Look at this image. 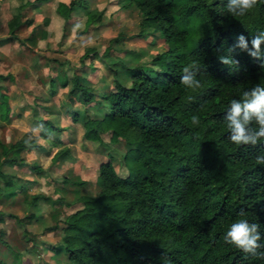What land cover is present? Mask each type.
<instances>
[{
    "label": "trees",
    "instance_id": "trees-1",
    "mask_svg": "<svg viewBox=\"0 0 264 264\" xmlns=\"http://www.w3.org/2000/svg\"><path fill=\"white\" fill-rule=\"evenodd\" d=\"M44 1L20 0L14 6L7 21L8 38L21 43L35 34L33 27L23 38L18 31L33 22L25 11ZM110 2L113 11L106 13L108 3L97 9L88 8L87 0H58L55 11L63 19V32L79 20L78 7L85 16L81 30L86 31L110 17L115 4L132 6L140 16L139 30L132 36L155 40L162 48L143 62L137 50L116 46L121 31L101 50L86 47L82 64L89 53L107 63L113 57L112 49L125 55L114 56L120 69L112 72L108 88L100 93L88 75L62 73L58 68L62 62L56 69L48 68L43 82L48 83L49 93L55 92L57 84L68 86L64 114L80 122L83 139L96 142L106 158L97 165L96 193L76 195L69 202L76 203L72 210L48 226L60 233L59 240L40 249L60 256L62 264H264V259L245 254L224 240L243 209L250 223L260 225V243L264 244V165L256 163V156L264 155V140L255 146L236 145L229 140L224 121L230 101L240 99L242 90L264 86V69L259 67L264 57L249 55L253 35L264 31V0L243 17L228 13L227 0ZM42 22L46 24L48 18ZM242 34L248 40V51L234 47ZM40 39L45 48L53 40L46 29L34 40L39 49ZM220 56H230L239 64L224 65ZM91 61L86 63L93 69ZM193 63L199 67L201 81L195 90L180 83L183 68ZM43 109L49 111L46 106ZM11 113L8 95L0 87V120H8ZM193 115L199 117V125L192 124ZM35 116L38 135L50 147L62 143L60 137L47 135L62 132L66 125L56 124V117ZM7 142L0 140V199L15 200L29 179L21 180L6 168L28 166L40 172L34 162L17 163L18 154L44 145L31 130ZM119 144L125 147L121 156L125 175L116 171L111 159ZM70 156V148L62 144L51 161ZM65 176L62 182H71L77 189L85 183ZM47 198L40 192L29 199L24 195L29 209L26 216L37 219L34 210ZM6 215L14 217L23 230L17 215L0 208V222ZM1 234L0 264H23Z\"/></svg>",
    "mask_w": 264,
    "mask_h": 264
},
{
    "label": "rangeland",
    "instance_id": "rangeland-1",
    "mask_svg": "<svg viewBox=\"0 0 264 264\" xmlns=\"http://www.w3.org/2000/svg\"><path fill=\"white\" fill-rule=\"evenodd\" d=\"M55 1L52 0L45 3L44 7H47L49 12L45 9L42 10L43 13H49L51 16L47 28L52 32L53 40L49 43L47 49H36L35 52L29 49L30 57H27V59L23 58L24 61L22 63V60L18 58L19 55L14 44L10 43L0 46V53L5 57L0 60V73L5 74L9 71L15 74L10 77L6 76L0 82L4 85V90L10 95V107L19 113L17 116L14 115L10 122L0 124V140L7 142L9 141L8 138L17 139L26 131L31 130L32 134L40 139V142L46 147L21 150L18 154L17 163L26 162L30 165L34 162L42 169L40 172L31 171L28 166H25V168L23 166L6 168V170L19 175L21 180L29 179V182H26L27 187L15 197V200L0 199V208H3L6 213L17 215L23 222V230L22 227H18L12 216L6 215L4 220L0 222L1 238L11 245V249L15 250L16 256L23 264H32V262L62 264L60 256L55 255L53 252L44 254L43 250L40 249L41 246H47L60 238V233L56 230L48 229V226L56 223L60 215H65L72 210L76 203L69 204V202L72 199L75 201L76 195L80 193H96L95 177L97 165L106 158L105 150H102L96 142L83 139V128L80 122L71 120L70 117L62 113L63 110H60V106L58 107L61 101L67 99L66 91L68 86L63 87L57 84L54 96L43 100L45 90L42 82L46 77L48 68L56 69L58 63L62 62L58 67L61 68L62 73L71 75L77 72L88 75L91 83L100 93L108 88L113 78L112 72L120 69V64L114 57L118 54L115 49H112L111 54L113 57L107 63L102 62L98 58H92V54L89 53L84 58V64H82L80 57L86 47L93 46L97 50H101L109 43L111 37L121 31L122 39L116 46L120 49L122 47L137 50L141 53L143 62L149 60L155 51L162 48V45L156 43L155 40L154 42L153 40L146 41L138 36H132L139 30L140 20L138 11L132 6L119 7L110 17L103 18L102 24H94L93 27L86 31L81 30L84 12L82 9H78L76 11L80 17L78 22L69 29L68 33L62 35L61 20L52 9ZM110 1L113 0H89V4L102 8L108 3L110 4L106 12L108 13L113 11L114 7L112 6L114 3L112 2V4ZM8 5L9 0H0V35H3L5 31L4 22L10 13ZM29 13L27 15H30ZM39 28L41 29V27ZM39 28L36 30L34 38L39 32ZM25 29H22L20 33H27L29 27ZM32 45L34 46V44ZM40 45L42 47L45 46L42 41ZM118 56L125 58L123 54ZM90 60H92L93 69H90L86 63ZM41 73L43 75L45 73V77ZM51 101L59 109L57 123L66 125V128L62 132L52 134V137L58 135L62 139V143L50 147L46 141L39 137L38 130L33 127L31 121L32 109L34 108L32 103H35L38 113L42 114L43 110L39 108V105L50 104ZM76 107L82 108L79 103H76ZM62 144L70 148V158L52 162L51 155ZM124 149L125 147L119 144L115 150H112L111 157L116 171L121 175L126 174V166L121 160ZM64 175H66L65 177L68 180L76 179L78 181L81 179L85 183L77 189V186L71 182H66L65 184L62 182L61 178ZM38 192L44 193L48 198L40 203V208L34 210L38 218L32 219V217L26 216L29 213V209L27 202L23 201V197L25 195L29 199L31 194ZM59 196H61V200L57 199ZM31 245H34L32 251L27 252L28 247H31ZM11 254L12 252L7 255V259L12 257ZM1 255L2 253H0Z\"/></svg>",
    "mask_w": 264,
    "mask_h": 264
},
{
    "label": "clouds",
    "instance_id": "clouds-1",
    "mask_svg": "<svg viewBox=\"0 0 264 264\" xmlns=\"http://www.w3.org/2000/svg\"><path fill=\"white\" fill-rule=\"evenodd\" d=\"M258 3L259 0H227L226 8L232 16L243 17ZM253 37L251 40L253 50L249 51V55L260 59L264 57V51L261 50V45L264 44V31H259ZM234 47L244 51L249 50L245 35L242 34L237 38ZM232 50L229 49V51ZM219 60L224 65L236 66L239 64L230 56H220ZM259 67L264 69V62ZM198 70L199 67L195 63L184 67L180 83L189 89L200 88L201 81L197 78ZM226 113L224 121L229 132L228 138L232 143L255 146L264 140V86L256 84L249 90H242L240 99L233 98L230 101ZM191 122L194 125H199L200 119L198 116L193 115ZM256 163L264 165V155H257ZM239 216L240 218L228 227L224 236L225 242L234 245L245 254L264 259V251L260 250L264 249V244L260 243L262 239L260 225L250 223L245 218L246 213L243 209H241Z\"/></svg>",
    "mask_w": 264,
    "mask_h": 264
},
{
    "label": "crops",
    "instance_id": "crops-1",
    "mask_svg": "<svg viewBox=\"0 0 264 264\" xmlns=\"http://www.w3.org/2000/svg\"><path fill=\"white\" fill-rule=\"evenodd\" d=\"M13 1H14V3H13ZM52 0H46V1H44V2H42L40 5H38V6H33L32 8H29L28 10H26V11H28L27 12V14L29 13L30 15H27L26 14V11H25V14H26V16H29V17H31L32 18V20H33V22H32V24H30L29 26H26V27H21L20 29H19V31H18V35L20 36V37H26L29 33H30V31H31V29H32V27L34 28V30H37L39 27H41V29H46L47 31H49V33H50V39H53V34H52V32L47 28V25L50 23V20H51V16H50V14L49 13H43V11L42 10H48V12H49V9L47 8V7H44V5H45V3H48V2H51ZM20 2V0H9V9H10V13H9V15H8V17L5 19V22H4V29H5V31H4V33H3V35H0V46H2V45H5V44H10V43H12V44H14L15 46H16V50H17V54L19 55L18 56V58H19V60H22L21 62L23 63V61H24V59H27V57L29 58L30 56H29V49H31L33 52H35V50L36 49H38V50H43L45 47H46V45L44 46V47H42L41 45H40V42L42 41V43H44L45 44V41L44 40H42V39H40L39 41H38V45L40 46V49L39 48H37V46H36V44L34 43V40H36L38 37H39V32H40V28H39V32H38V34H37V36L34 38L33 36H34V33L32 34V36H31V38H29L28 40H23V42H18V40H16V39H10V38H8V27H7V21H8V19L11 17V14L14 12V6H16L18 3ZM57 2H58V0H56L55 1V3L53 4V7H52V9H53V11H54V13H55V15L57 16V17H59L60 18V20H61V24H62V32H63V19L57 14V12L55 11V7H56V4H57ZM87 6H88V8H97V9H101L100 7H97V5H90L89 4V0H87ZM115 6H116V9H119V7H122V6H118L117 4H115ZM77 10L78 9H81V8H76ZM76 10V11H77ZM75 11V12H76ZM76 14H77V12H76ZM78 15V14H77ZM79 16V15H78ZM43 17H47L48 18V22L46 23V24H44L43 22H42V19H43ZM35 19V20H34ZM84 19H85V16H84ZM84 19H83V21H84ZM78 22V21H77ZM76 22V23H77ZM75 23V24H76ZM74 26V24L73 25H71L68 29H67V32L66 33H68V31H69V29L71 28V27H73ZM82 26H83V23H82ZM29 27V30L27 31V33H20V31L22 30V29H25V28H28ZM26 30V29H25ZM66 33H64L63 32V34L62 35H64V34H66ZM58 41V40H57ZM50 43V42H49ZM32 44H34V46L32 45ZM48 47H49V44H48ZM47 49V48H46ZM2 58L4 59L5 57H4V55H2V53H0V60H2ZM24 58V59H23ZM25 67V66H24ZM26 68V67H25ZM20 72H22V71H20ZM42 75H43V73H41ZM12 75H15V74H13V73H11V72H9V71H7L5 74H2V73H0V81L1 80H4L5 78H6V76H8V77H10V76H12ZM44 77H45V73H44V75H43ZM42 84H43V89L45 90V93H44V95H43V100L44 99H48L49 97L51 98V97H53L54 96V94H55V92L54 93H49V88H48V83H44V82H42ZM0 87H1V90L3 91V92H5V93H7V91H5L4 90V85L0 82ZM55 91H56V87H55ZM7 95H8V103H9V97H10V95L7 93ZM64 101H61L60 103H59V105H58V107L60 108V110H63V112L62 113H64V108L62 107V103H63ZM33 104V106H34V108L32 109V124H33V127H35L36 128V126H35V124H36V116L35 115H38V116H45V117H50V116H52V117H54V119H55V117H56V120H55V123L56 124H58L57 123V115H58V113H59V109L57 108V106H56V104L54 103V102H50V104L49 103H45V104H43V105H39V108L41 109V110H43V113L42 114H39L38 113V110L35 108V103L33 102L32 103ZM78 104V103H77ZM79 105H80V103H79ZM43 106H46L48 109H49V111H52V113H49V111H47V112H45L44 111V109H43ZM9 107H10V103H9ZM10 109H11V114H10V117H9V119L8 120H0V124H4V123H8V122H10L11 120H12V118H13V116L15 115V116H17L19 113L18 112H16L12 107H10ZM48 115V116H47ZM65 115V114H64ZM76 122H78V121H76ZM57 134V132H52V133H49L47 136L49 137V138H51V139H56V138H58L59 136L58 135H55L54 137H52V134ZM40 137V136H39ZM11 139H14V138H8V140H11ZM45 147V146H44ZM46 148V147H45ZM25 181V180H24ZM29 181V180H28ZM28 181H26V182H28ZM27 187V186H26ZM7 200V199H6ZM36 215V214H35ZM37 216V215H36ZM37 218H38V216H37Z\"/></svg>",
    "mask_w": 264,
    "mask_h": 264
}]
</instances>
